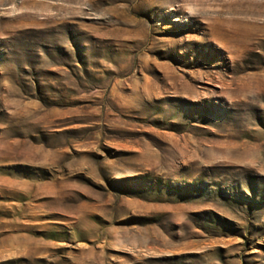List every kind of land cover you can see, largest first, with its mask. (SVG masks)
<instances>
[{
	"label": "rangeland",
	"instance_id": "obj_1",
	"mask_svg": "<svg viewBox=\"0 0 264 264\" xmlns=\"http://www.w3.org/2000/svg\"><path fill=\"white\" fill-rule=\"evenodd\" d=\"M0 264H264V0H0Z\"/></svg>",
	"mask_w": 264,
	"mask_h": 264
}]
</instances>
